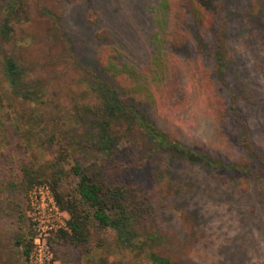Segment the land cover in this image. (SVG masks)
<instances>
[{"label":"rangeland","instance_id":"374dc122","mask_svg":"<svg viewBox=\"0 0 264 264\" xmlns=\"http://www.w3.org/2000/svg\"><path fill=\"white\" fill-rule=\"evenodd\" d=\"M160 2L30 1L31 14L18 17L10 34L0 33V60H19L24 72L21 82L35 85L39 93H44L30 106L37 109L39 120H47L41 123L45 128L40 142L43 144L37 136H29V140L23 137L14 114L19 105L5 99L0 104V151L13 146L18 157L25 156L38 164L51 160L52 149L45 144L47 133L68 118L64 112L66 95L84 89L79 87L81 77L73 53L91 65L99 50L107 46L117 51V63L137 79L145 93L151 120L168 129L173 138L197 148L217 163L244 166L257 155L264 159V0H211L219 18L217 24L207 29L194 24L188 15L181 24L183 33L188 31L189 36L176 50L164 39ZM43 8L53 11L60 20L46 17ZM219 30L225 36V74L217 78L213 53L215 33ZM158 48L162 49L168 68L161 62L152 64ZM196 70L204 82L210 80L212 96L216 99L220 95L223 99L225 116H221L217 129L213 121L192 118L182 97L180 80ZM3 73L0 61V95L6 96L13 90ZM232 94L236 96L238 118L244 126L232 117ZM53 118H57L56 123L50 121ZM91 121L87 118L72 134L88 162L99 157L87 143L92 133ZM130 127L125 139L118 143L121 156L131 154L129 160L133 161L153 154L154 144L135 125ZM141 178L149 179L150 185L157 188L163 185L175 200L162 216L161 229H156L163 243L154 246V253L165 256L171 264H264V192L259 185L260 176H235L226 168L192 164L164 151L150 157L149 168ZM27 196L25 224L0 213V264H26L15 254L17 250L12 244L17 234L25 231V225L34 230L29 193ZM58 233H49L48 245L49 239ZM100 255L109 264H153L147 253L139 257L127 248L113 247L107 254L94 252L95 258ZM77 261L88 264L81 255ZM52 264H57L55 255Z\"/></svg>","mask_w":264,"mask_h":264},{"label":"trees","instance_id":"16d2710c","mask_svg":"<svg viewBox=\"0 0 264 264\" xmlns=\"http://www.w3.org/2000/svg\"><path fill=\"white\" fill-rule=\"evenodd\" d=\"M30 1L33 0H0L1 34H10L18 17L31 14ZM158 10L165 31L164 39L172 50L181 48L189 36L188 31L183 33L184 26L181 24L188 15L194 24L207 29L219 20L211 0H161ZM42 11L55 22L60 20L50 9L43 8ZM224 37L221 30L215 33L213 62L217 78L225 74ZM73 55L74 65L81 77L79 87L84 89L66 95L67 108L64 112L68 118L53 125L52 132L47 133L45 144L52 149V159L38 164L25 156L18 157L13 146L8 151H0V213L25 224L27 195L37 185L45 184L51 188L58 206L66 214L68 230L49 239L57 264H82L77 261L78 255L87 258L88 264H109L103 255L95 258L94 252L99 250L107 254L113 247L127 248L139 257L147 253L153 264H171L165 256L152 250L163 243L156 229H161L162 216L175 200L163 185L157 188L150 185L149 179L144 181L141 178L149 168L150 157L155 158L161 152H169L192 164L223 167L235 176H260L259 185L264 192L262 156L257 155L253 162L244 166L217 163L202 155L197 148L187 147L173 138L168 129L152 121L147 112L145 93L132 72L117 63L116 50L103 46L91 65L78 54ZM163 56L162 49L158 48L157 58L152 64L155 66L161 62L168 68V61ZM0 61L4 66L3 74L13 90L10 95H0V104L5 99L18 103L14 114L23 129V137L29 140V136H37L40 143L45 129L41 123L47 120H39L35 112L37 109L30 106L38 102L44 93H39L35 85L21 82L24 72L19 60L4 57ZM192 72L179 82L182 97L189 106L192 118L202 122L213 121L218 125L217 129L221 116H225L223 99L220 95L216 99L212 96L209 79L204 82L199 71ZM207 74L210 72L207 71ZM188 92L190 97L185 98ZM235 103L236 96L232 94L229 109L233 119L244 126L238 118ZM87 118L93 120L87 143L99 155L91 162L83 159L82 149L78 148L72 135ZM50 121L56 123L57 118ZM132 125L154 144V153L141 160L138 157L129 160L131 154L121 156L118 147ZM134 173L138 176H133ZM24 228L25 231L13 239L12 247L19 250L15 254L27 264L33 250L34 233L32 228L27 229L26 225Z\"/></svg>","mask_w":264,"mask_h":264},{"label":"built area","instance_id":"2783aa9c","mask_svg":"<svg viewBox=\"0 0 264 264\" xmlns=\"http://www.w3.org/2000/svg\"><path fill=\"white\" fill-rule=\"evenodd\" d=\"M33 209V250L27 264H52L54 254L46 242L49 233L67 231V219L58 206L55 196L48 185L36 186L29 192ZM48 214L45 216V214ZM43 217L46 222H42Z\"/></svg>","mask_w":264,"mask_h":264}]
</instances>
